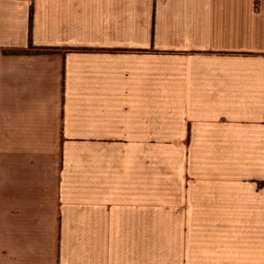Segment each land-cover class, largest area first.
Returning <instances> with one entry per match:
<instances>
[{
	"label": "crops",
	"instance_id": "1",
	"mask_svg": "<svg viewBox=\"0 0 264 264\" xmlns=\"http://www.w3.org/2000/svg\"><path fill=\"white\" fill-rule=\"evenodd\" d=\"M0 264H264V0H0Z\"/></svg>",
	"mask_w": 264,
	"mask_h": 264
},
{
	"label": "rangeland",
	"instance_id": "2",
	"mask_svg": "<svg viewBox=\"0 0 264 264\" xmlns=\"http://www.w3.org/2000/svg\"><path fill=\"white\" fill-rule=\"evenodd\" d=\"M166 165L165 163H162V178H161V187H160V207L161 209L159 211L156 210H150L146 211V216H160V217H172V169L168 170L165 169Z\"/></svg>",
	"mask_w": 264,
	"mask_h": 264
}]
</instances>
